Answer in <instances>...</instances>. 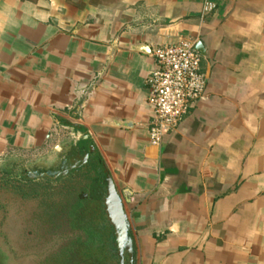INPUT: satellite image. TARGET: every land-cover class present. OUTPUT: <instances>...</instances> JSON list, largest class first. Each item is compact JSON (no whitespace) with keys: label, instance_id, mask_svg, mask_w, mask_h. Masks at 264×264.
<instances>
[{"label":"crops","instance_id":"0c3cea01","mask_svg":"<svg viewBox=\"0 0 264 264\" xmlns=\"http://www.w3.org/2000/svg\"><path fill=\"white\" fill-rule=\"evenodd\" d=\"M213 1L0 0V153L70 149L128 264H264V0ZM184 39L207 89L156 145L153 51Z\"/></svg>","mask_w":264,"mask_h":264},{"label":"rangeland","instance_id":"374dc122","mask_svg":"<svg viewBox=\"0 0 264 264\" xmlns=\"http://www.w3.org/2000/svg\"><path fill=\"white\" fill-rule=\"evenodd\" d=\"M80 162L70 149L0 153V264H128V235L96 203L109 193Z\"/></svg>","mask_w":264,"mask_h":264},{"label":"built area","instance_id":"2783aa9c","mask_svg":"<svg viewBox=\"0 0 264 264\" xmlns=\"http://www.w3.org/2000/svg\"><path fill=\"white\" fill-rule=\"evenodd\" d=\"M215 8L213 0H205L204 13ZM153 57L155 67L147 79L148 104L153 111L150 139L160 145L166 134L202 99L208 78L201 70V57L193 39L157 46Z\"/></svg>","mask_w":264,"mask_h":264},{"label":"water","instance_id":"95a60500","mask_svg":"<svg viewBox=\"0 0 264 264\" xmlns=\"http://www.w3.org/2000/svg\"><path fill=\"white\" fill-rule=\"evenodd\" d=\"M107 213L118 234H122V237L126 239L129 230V223L124 211V208L114 191L109 192L107 198ZM130 240V248H131Z\"/></svg>","mask_w":264,"mask_h":264},{"label":"trees","instance_id":"16d2710c","mask_svg":"<svg viewBox=\"0 0 264 264\" xmlns=\"http://www.w3.org/2000/svg\"><path fill=\"white\" fill-rule=\"evenodd\" d=\"M36 195H37V193L35 192V193H34V196H36ZM25 196L27 197V196H29V195L25 194ZM77 198H78V200H79V202H80V205H82V204H83V203L81 204V201H82V200H81L79 197H77ZM82 202H83V201H82Z\"/></svg>","mask_w":264,"mask_h":264}]
</instances>
